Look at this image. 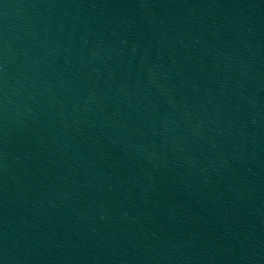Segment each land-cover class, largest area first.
I'll return each instance as SVG.
<instances>
[{"label": "water", "instance_id": "water-1", "mask_svg": "<svg viewBox=\"0 0 264 264\" xmlns=\"http://www.w3.org/2000/svg\"><path fill=\"white\" fill-rule=\"evenodd\" d=\"M0 264H264V0H0Z\"/></svg>", "mask_w": 264, "mask_h": 264}]
</instances>
